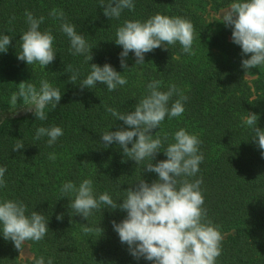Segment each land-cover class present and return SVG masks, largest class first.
<instances>
[{
	"label": "trees",
	"instance_id": "trees-1",
	"mask_svg": "<svg viewBox=\"0 0 264 264\" xmlns=\"http://www.w3.org/2000/svg\"><path fill=\"white\" fill-rule=\"evenodd\" d=\"M133 2L134 10L124 9L119 19L109 20L99 0H0V34L12 37L8 51L0 53V109L11 107V95L21 82L33 83L39 90L40 81L47 80L62 94L56 109H45L44 121L29 112L0 122V167L6 168L7 184L0 188V202L22 201L27 205L26 215L32 211L44 215L49 229L42 241H27L34 254L28 260H22L13 242L0 233V264H34L40 257L45 264L49 258L53 264H153L143 257L134 258L114 231L112 221L120 223L126 211L106 208L86 220L70 209L74 196L62 197L60 192L68 181L79 186L91 179L97 197L106 192L119 204L137 181L151 184L158 179L156 173L143 170L149 160L136 164L123 156L118 145L104 148L101 139L103 132L128 127L106 112V107L121 113L134 111L153 80L162 81L159 90L165 92L175 84L188 99L181 116H166L152 130L153 138L158 135L163 141L152 163L167 159L163 151L174 143L176 131L185 129L196 135L202 141L199 150L204 159L196 176L187 179L203 180L200 187L207 219L223 237L216 264H264V157L252 141V132L243 125V118L255 113L257 126L264 129V67L245 73L241 63L250 54L242 56L240 46L232 42V28L212 17L236 0ZM54 8L62 10L66 22L76 25L93 47L89 63L83 55L70 53L69 38L60 31L61 21L49 15ZM25 10L36 18L43 16L39 30L50 31L55 38V60L46 69L17 58L20 36L28 29ZM157 13L193 24L195 55L184 53L177 42L146 53L143 65H136L130 52L125 58L127 70L122 68L123 49L114 42L118 27L126 20L144 22ZM92 63L110 64L126 77L127 84L111 92L99 82L93 89L81 90L79 82L90 73ZM66 65L79 71L77 84L69 81L72 73L65 72ZM177 98H171L169 108ZM21 104L18 99L17 105ZM52 126L61 127L64 133L54 145L47 144V136L34 139L37 128ZM18 141L25 147L13 150ZM50 153L56 155L54 162ZM61 213L63 219L57 220ZM83 225H98L103 232L85 235Z\"/></svg>",
	"mask_w": 264,
	"mask_h": 264
},
{
	"label": "clouds",
	"instance_id": "clouds-1",
	"mask_svg": "<svg viewBox=\"0 0 264 264\" xmlns=\"http://www.w3.org/2000/svg\"><path fill=\"white\" fill-rule=\"evenodd\" d=\"M104 15L109 19H119L124 9L134 10L133 0H99ZM114 5V6H113ZM27 31L20 36L21 51L17 58L27 65L38 64L46 67L55 60L56 51L53 47L54 36L50 31H40L44 17L36 18L32 12L25 10ZM49 15L61 21L60 31L70 41L69 51L72 55H83L89 63L93 57L91 47L85 36L79 34L76 25L66 22L62 10L52 9ZM15 19L12 17L9 21ZM226 27L232 28V42L239 45L243 59L241 67L248 73L250 69L264 67V0H236L222 17ZM10 35L0 34V53H6L11 44ZM193 24L182 17H169L159 13L146 21L126 20L116 31L115 44L122 47L120 53L121 67L127 70L125 58L130 52L134 53L136 65L144 64L146 53L157 48H168L177 42L182 51L195 55L193 49ZM65 72H71L69 81L77 84L78 70L66 65ZM97 82L106 85L108 91H114L118 86L127 84V79L117 72L110 64L103 66L90 64V73L79 82L81 90L85 87L93 89ZM160 80H153L147 85L148 94L144 96L134 111L121 113L114 108L106 107L116 120L123 121L127 129L106 131L101 134L103 147L112 144L122 149L123 156L132 159L136 164L149 160L143 170L154 172L158 179L151 184L144 179L137 181L134 187L126 190L122 203H117L108 193L94 194L93 181L84 179L79 186L72 181L62 185V197L74 196L70 201V209L86 220L94 211L104 209L126 211L127 216L120 223L112 221L114 231L118 233L121 243L127 244L130 254L137 260L143 257L153 264H216L221 255L222 235L218 228L207 219V210L203 207L204 196L201 191L202 179L189 181L199 172V165L204 157L199 146L202 141L185 129L174 133V143H170L163 151L167 157L155 164L152 161L161 151L162 139L152 130L160 127L167 116L169 119L179 117L184 112V101L188 97L175 84L168 91H160ZM18 91L12 93L10 106L18 111L32 112L36 120L47 119L45 111L48 106L56 109L61 100V92L47 80L40 81L39 90L33 83H19ZM176 95L178 98L171 104L169 101ZM18 99L22 104L17 106ZM258 115L248 113L243 118V125L253 134L254 141L264 157V129L257 126ZM59 126L39 127L34 139L48 137L47 144L52 146L59 137L63 136ZM135 138V139H134ZM165 135L164 140H167ZM132 146L129 147L128 145ZM22 142H17L13 150L24 148ZM49 159L56 160L55 153L49 154ZM5 167H0V188L7 186L4 180ZM27 205L22 201L4 200L0 202V233L5 240L13 242L20 254L25 242H39L48 232L44 215L32 211L26 215ZM57 220L63 219V213L57 215ZM85 235L103 232L98 225L89 227L83 225ZM34 264H45L44 257L34 261ZM47 264H53L49 258Z\"/></svg>",
	"mask_w": 264,
	"mask_h": 264
},
{
	"label": "rangeland",
	"instance_id": "rangeland-1",
	"mask_svg": "<svg viewBox=\"0 0 264 264\" xmlns=\"http://www.w3.org/2000/svg\"><path fill=\"white\" fill-rule=\"evenodd\" d=\"M228 9H229V7L224 8L216 14H212V17L217 18L218 20L222 21V17ZM17 106L19 108L20 105H17ZM14 112H15V109L12 107L1 108L0 109V122L2 120H4L5 118H8V117L21 116V115L29 113V112H25V111H18L15 115H13ZM33 256H34V254H33V251L31 250L30 245L27 242H25L24 247H23V251L20 254V258L22 260H28V259L33 258Z\"/></svg>",
	"mask_w": 264,
	"mask_h": 264
}]
</instances>
